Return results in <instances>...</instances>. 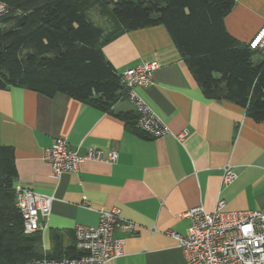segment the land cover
I'll return each mask as SVG.
<instances>
[{
	"label": "crops",
	"instance_id": "0c3cea01",
	"mask_svg": "<svg viewBox=\"0 0 264 264\" xmlns=\"http://www.w3.org/2000/svg\"><path fill=\"white\" fill-rule=\"evenodd\" d=\"M223 22L230 36L248 44L264 25V0H235ZM102 52L119 73L153 60L160 64L137 94L170 134L150 139L127 128L115 116H134L125 99L101 112L62 94L0 90V145L13 149L14 184L54 197L38 252L52 255L59 246L64 254L75 247L76 225L96 226L99 210L117 208L122 222L135 228L130 235L115 228L122 256L109 264H186L171 235L185 233L188 210L202 206L210 213L222 201L227 212L264 214V123L234 103L205 98L162 25L127 32ZM57 137L81 156L88 149L113 150L117 159L86 160L77 172L54 177L44 151ZM227 165L236 176L226 185Z\"/></svg>",
	"mask_w": 264,
	"mask_h": 264
},
{
	"label": "trees",
	"instance_id": "16d2710c",
	"mask_svg": "<svg viewBox=\"0 0 264 264\" xmlns=\"http://www.w3.org/2000/svg\"><path fill=\"white\" fill-rule=\"evenodd\" d=\"M0 90L24 88L47 97L62 94L101 112H111L121 90L120 73L102 48L121 35L162 25L205 98L234 103L264 123V51L230 36L224 18L235 0H103L111 4L107 30L83 13L92 0H0ZM135 129L136 113H116ZM14 153L0 145V264L74 258L75 247L52 255L37 250L40 234L23 235L14 206Z\"/></svg>",
	"mask_w": 264,
	"mask_h": 264
},
{
	"label": "built area",
	"instance_id": "2783aa9c",
	"mask_svg": "<svg viewBox=\"0 0 264 264\" xmlns=\"http://www.w3.org/2000/svg\"><path fill=\"white\" fill-rule=\"evenodd\" d=\"M8 6L0 1V18L6 15ZM252 50H264V25L248 43ZM156 61L145 62L120 73L121 90L118 100L129 101L136 113L135 129L145 137L156 139L170 134L168 126L137 94V89L148 86L152 73L159 68ZM185 132L175 135L181 141ZM44 159L50 164L54 177L75 173L86 160L113 164L117 152L88 149L79 155L63 137H57L44 151ZM231 167H224L222 183L235 179ZM14 206L21 216L22 234H42L46 229L54 197L37 193L19 184H14ZM83 206L92 209L85 200ZM189 225L184 234H172L182 251L186 264H264V214L259 211L227 212L224 203L218 201L212 212L202 206L187 211ZM121 226L124 234L133 233L135 225L122 222L117 208L98 211L96 226L76 225L74 246L79 253L74 258L32 260L24 264H109L122 256L123 238L114 235ZM44 256V254H43Z\"/></svg>",
	"mask_w": 264,
	"mask_h": 264
},
{
	"label": "rangeland",
	"instance_id": "374dc122",
	"mask_svg": "<svg viewBox=\"0 0 264 264\" xmlns=\"http://www.w3.org/2000/svg\"><path fill=\"white\" fill-rule=\"evenodd\" d=\"M83 13L95 26L103 30L109 28L112 19L111 4L107 5L103 0H92L88 6L84 7Z\"/></svg>",
	"mask_w": 264,
	"mask_h": 264
}]
</instances>
